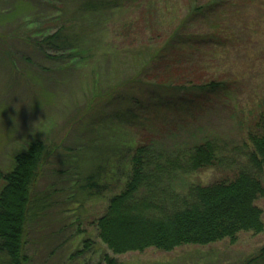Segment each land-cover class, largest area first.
Instances as JSON below:
<instances>
[{
    "label": "rangeland",
    "instance_id": "1",
    "mask_svg": "<svg viewBox=\"0 0 264 264\" xmlns=\"http://www.w3.org/2000/svg\"><path fill=\"white\" fill-rule=\"evenodd\" d=\"M54 1L0 0V192L1 177L12 169L16 154L26 152L34 141L51 152L36 185L46 197V210L29 231L28 264H104L105 256L119 264H264V197L255 202L262 213L259 234L242 232L234 243L184 245L171 252L150 248L115 253L100 240L95 226L106 209L107 196L91 198L79 189L83 174L105 165L111 155L119 161L144 143L169 151L204 140L216 143L222 149L217 163L194 174L191 182L195 183L233 178L247 168V131L253 126L245 110L264 100V0H234L243 1L237 19L249 28L238 27L234 48L222 56L229 63L221 68L231 67L229 76L235 79L223 100L189 95L188 107L155 110L146 109L145 101L138 104L144 89L135 87L137 81L146 84L145 77L156 73L149 70L138 77L145 57L137 54L135 41L156 43L154 28L143 23L142 11L125 8L101 18L105 27H86L89 50L100 46L106 34L104 39L112 41L117 51L111 57L96 55L80 63L73 53L43 49L42 54L29 46L33 42L38 46L42 36L52 33L46 28L36 34L30 25H40L42 17H57L49 7L57 6L51 5ZM60 1L72 11L75 0ZM148 1L137 0V8ZM153 1L156 14L177 19L190 0ZM124 26H131L127 33ZM114 93L126 97L112 101ZM116 113L123 120L117 121ZM257 177L264 186V173Z\"/></svg>",
    "mask_w": 264,
    "mask_h": 264
},
{
    "label": "trees",
    "instance_id": "2",
    "mask_svg": "<svg viewBox=\"0 0 264 264\" xmlns=\"http://www.w3.org/2000/svg\"><path fill=\"white\" fill-rule=\"evenodd\" d=\"M51 5H57L49 6L57 17H42L40 25L30 26L35 27L32 29L36 34L46 28L52 33L42 36L38 46L36 42L29 46L42 54L43 49L55 54L73 53L80 63L96 55L111 57L117 51L112 41L104 39L106 34L100 46L89 50L90 32L86 34V27H105L101 18L125 8L134 9L133 13L142 11L141 19L154 28L156 41L154 45L135 41L137 54L145 57L138 77L149 70L156 72L145 77L146 84L135 83L139 91L144 89L138 104L145 101L146 109L188 107L192 101L189 95L221 101L235 83L229 76L231 67L228 71L221 68L228 67L229 62L221 59L234 48L238 27L249 28L237 19L244 8L243 1L210 0L199 5L190 0L177 19L156 14L153 0L140 8L137 0H75L72 11L60 0ZM129 28L124 26L123 30L127 33ZM197 28L200 30L190 31ZM206 69L213 71L207 74ZM121 97L125 99L126 95L111 94L112 101ZM253 103L255 108L245 110L253 126L247 131L248 166L233 178L210 184L191 182L194 174L217 163L222 149L209 140L174 146L172 151L144 143L126 158L115 161L111 155L105 165L83 174L81 191L91 198L107 196L106 209L95 220L100 240L115 253L150 248L171 252L184 245L207 246L224 240L234 243L242 232L261 233L262 213L255 202L264 197L263 183L257 177L264 173V100ZM131 105L132 102L128 108ZM126 114L133 117L132 113ZM114 117L117 121L124 118L117 113ZM47 148L34 141L26 152L13 157L12 169L1 177L0 264L29 263L25 252L29 231L46 210V197L37 192L36 185L40 168L51 154ZM113 189L112 194L107 192ZM102 262L119 264L108 256Z\"/></svg>",
    "mask_w": 264,
    "mask_h": 264
}]
</instances>
